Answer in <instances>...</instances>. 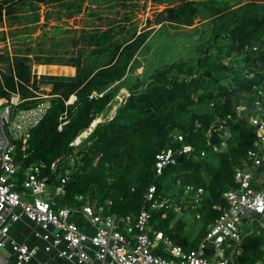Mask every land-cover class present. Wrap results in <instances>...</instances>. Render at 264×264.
Masks as SVG:
<instances>
[{
    "label": "trees",
    "instance_id": "16d2710c",
    "mask_svg": "<svg viewBox=\"0 0 264 264\" xmlns=\"http://www.w3.org/2000/svg\"><path fill=\"white\" fill-rule=\"evenodd\" d=\"M85 1L0 2V25L22 24L23 31L17 35L25 45L0 50V96L19 92L23 98L19 106L28 108L38 102L36 91L44 85L50 87L51 95L49 109L30 130L28 146L23 149L22 140L17 141L16 156L23 168L30 162L46 163L44 172L51 183L59 182L63 168L75 157L65 198L59 204L55 200L54 207L76 202L80 206L76 196L84 194L106 213L136 215L148 206L147 192L156 184L157 197L166 196L181 204L185 214L178 217L173 207L155 209L154 227L163 229L185 250L193 249L226 205L223 193L236 185V167L244 165L248 150L255 147L256 126L251 116L258 113L256 100L261 99L264 106V95L259 93L264 90V0H145L164 5L157 12L162 26H190L197 19L208 22L187 58L150 73L138 72L142 66L139 56L145 53L154 28L148 24L138 28L128 8L123 17L102 16L92 9L89 14L104 20L106 28L92 21L85 24L79 35L67 41L71 47L64 53L69 57L34 56L39 63L73 65L76 73H33V57L29 55L34 48L27 36L36 31L40 3L57 8L45 13L47 23L51 17L62 21L76 16ZM113 1L116 3L111 8L142 4L140 0ZM65 31L75 33L76 29ZM1 33L0 39L6 42L7 33ZM39 50L43 53L46 49L41 46ZM123 87L129 95L118 101ZM72 95L76 98L67 103ZM115 105L112 116L99 121L80 143L72 144ZM241 105L245 107L241 109ZM64 114L67 122L59 128ZM219 122L226 124L230 133L222 149L215 147L225 136L217 128ZM177 131L195 149L180 154L175 164L167 165L158 175L156 156L174 144L171 133ZM56 158L62 160L52 170L50 164ZM188 184L205 189L206 195L196 208L189 206L192 197L185 192ZM188 215L193 217L191 225ZM241 247L237 257L240 263L255 264L262 259L264 225L254 220L253 230L243 234Z\"/></svg>",
    "mask_w": 264,
    "mask_h": 264
},
{
    "label": "built area",
    "instance_id": "2783aa9c",
    "mask_svg": "<svg viewBox=\"0 0 264 264\" xmlns=\"http://www.w3.org/2000/svg\"><path fill=\"white\" fill-rule=\"evenodd\" d=\"M259 93L263 97L264 90L260 89ZM128 95L129 91L125 96ZM43 97L47 99L24 108L19 106L23 102L19 92H12L9 97L0 96V250L9 239L11 224L25 217L46 229L54 227L56 232L52 234L53 244L64 241L67 245L59 255L75 258L80 264H250L240 263L237 258L242 249L244 234L238 224L248 221L251 230L254 220L264 225V106L261 99L256 100L258 113L251 116V122L256 126L255 147L248 150L244 165L236 167V185L223 193L226 205L221 207L220 215L208 226L207 234L198 246L185 250L163 229L155 228L152 223V212L155 209L173 207L178 217L185 214L181 204L166 196L157 197L156 184H152L147 192L148 206L136 215L106 213L103 206L91 204L89 197L84 194L76 196V200L82 202L80 206H77V202L72 206H53L56 196L65 195V186L72 175L75 157L71 158V165L63 168L59 182L51 183L49 174L44 172L46 163L30 162L23 168L22 161L16 156L17 141L22 140L23 149L28 146L30 130L40 122L50 107L51 95H42L36 91L35 98ZM244 107L240 106L241 109ZM61 120L59 128L67 122L66 114L61 116ZM217 128L225 134L219 144H215L216 148L222 149L227 146L229 127L219 122ZM171 135L174 144L162 149L156 156L158 175L163 173L167 165L175 164L180 154L192 153L195 149L193 144L186 141L182 132H173ZM78 143L75 140L72 142L74 145ZM61 160L56 158L52 161L50 169L54 170ZM50 185L52 189L48 188ZM185 192L192 197L189 206L193 208L200 205L206 195L203 187L192 184L186 185ZM76 212L82 213L93 223V234L82 231L70 218ZM165 215L164 212L162 216ZM44 238L50 239V234L45 233ZM11 243L16 264H24L34 256V249L26 244L14 240ZM88 243L94 248L93 255L87 248ZM255 264H264V257Z\"/></svg>",
    "mask_w": 264,
    "mask_h": 264
},
{
    "label": "rangeland",
    "instance_id": "374dc122",
    "mask_svg": "<svg viewBox=\"0 0 264 264\" xmlns=\"http://www.w3.org/2000/svg\"><path fill=\"white\" fill-rule=\"evenodd\" d=\"M129 2V0H127ZM116 3L111 0H86L84 2L83 10L79 14L69 19H63L62 21L56 20L54 17H51L46 23L44 20L39 22L36 25V31L27 36V40L30 41V44L33 46L32 56L36 54L42 55H53V56H62L69 57L70 54H65L64 51L69 46L70 43L68 39L70 37L79 35L80 30L85 26V24L92 21L93 23L101 24L102 28H106L103 24L104 20L98 19L95 15L89 14L92 9L99 10L102 16H118L123 17L126 12V8L133 13V20L137 21L138 28L146 27L147 24L149 27L154 28V32L149 39L147 48H144L145 53L139 56L142 66L138 69V72L146 71L150 73L160 66L173 62L181 58H187L189 54L194 49V45L197 43L200 38V31L205 27L208 22L197 19L193 25L190 26H181L179 28L170 27L169 25L162 26L161 21L157 18V12L164 8V5L154 4L152 1L140 0V3H145L144 5L137 6H122L111 8L110 5ZM56 7L47 6L46 4H41L39 13L43 14L47 11H56ZM119 11V13H117ZM55 16V14H54ZM61 25L60 28H56L55 25ZM126 25H129L126 22ZM18 28V29H17ZM22 24L19 26L17 24L10 26L0 25V38L2 36L1 31H5L7 34L6 42L0 39V50H3L4 47H8L10 50L14 48H24L22 39L17 35L22 30ZM66 29H76V32H70L69 34L65 31ZM10 30L13 31L10 34ZM63 39V40H62ZM44 47L45 52L41 53L39 48ZM45 73L43 74H63L64 67L63 65H51L46 70L43 69ZM49 86L44 85L38 92L42 95L50 94ZM127 90L126 88H121L117 94L116 99L121 101L120 98L124 99ZM22 98V97H21ZM76 97L71 96L70 100H74ZM23 99V98H22ZM47 97L38 98V102L41 100H46ZM49 99V98H48ZM37 102V103H38ZM118 104V103H117ZM117 106V105H115ZM113 107L110 111L97 117L91 124L89 128L84 130L76 139L75 142L81 141L82 138L86 137L88 133L94 128V126L99 122L104 120L107 117L112 116L115 113L116 107ZM49 188V187H48ZM186 219L193 223L192 215H188ZM264 222V219H263ZM197 228H199V223H197ZM241 233H246L251 229V224L248 221L238 224ZM192 227L188 228V231H191Z\"/></svg>",
    "mask_w": 264,
    "mask_h": 264
},
{
    "label": "crops",
    "instance_id": "0c3cea01",
    "mask_svg": "<svg viewBox=\"0 0 264 264\" xmlns=\"http://www.w3.org/2000/svg\"><path fill=\"white\" fill-rule=\"evenodd\" d=\"M42 3H40L41 5ZM45 21V12L43 14L40 13V20ZM49 21V19H48ZM38 22V23H39ZM35 32V31H34ZM33 33V32H32ZM29 56L33 57L32 65H33V73H37L38 75L45 73L44 70L49 68L51 65L57 64H48V63H39L37 62L34 55ZM64 73L66 75H74L76 73V67L73 65H63ZM50 89V88H46ZM76 97L75 95H72ZM116 107V106H115ZM53 187L50 185L49 189ZM56 201L58 200L57 204L62 203L65 195L56 196ZM55 205V204H54ZM70 218L78 225V227L87 234H93L95 232V226L93 223L86 218L82 213L76 212L70 215ZM56 232V229L52 226L44 228L40 223L34 222L29 220L25 217L14 221L9 229V239L0 250V257L5 261L7 264H16V255L12 249L11 240H14L17 243H24L29 248L34 249L35 254L34 256L24 264H40L42 262H47L48 264H80L78 261L73 258L69 259L59 255V252L63 249H66L67 245L64 241L59 242L58 244L54 245L52 242V234ZM49 233L50 239L44 238V234ZM49 246L50 248L47 249L46 247ZM87 248L91 255L94 254V248L89 243L87 244ZM236 261V260H235ZM233 263H235L232 260Z\"/></svg>",
    "mask_w": 264,
    "mask_h": 264
},
{
    "label": "water",
    "instance_id": "95a60500",
    "mask_svg": "<svg viewBox=\"0 0 264 264\" xmlns=\"http://www.w3.org/2000/svg\"><path fill=\"white\" fill-rule=\"evenodd\" d=\"M162 19L160 18L159 21H161ZM0 264H7L5 261H3V259L0 257Z\"/></svg>",
    "mask_w": 264,
    "mask_h": 264
}]
</instances>
